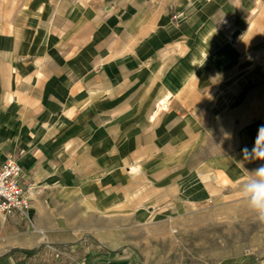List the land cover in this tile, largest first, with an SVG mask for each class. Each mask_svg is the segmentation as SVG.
Segmentation results:
<instances>
[{
	"label": "crops",
	"instance_id": "crops-1",
	"mask_svg": "<svg viewBox=\"0 0 264 264\" xmlns=\"http://www.w3.org/2000/svg\"><path fill=\"white\" fill-rule=\"evenodd\" d=\"M261 126L264 0H0V264H264Z\"/></svg>",
	"mask_w": 264,
	"mask_h": 264
},
{
	"label": "built area",
	"instance_id": "built-area-1",
	"mask_svg": "<svg viewBox=\"0 0 264 264\" xmlns=\"http://www.w3.org/2000/svg\"><path fill=\"white\" fill-rule=\"evenodd\" d=\"M21 168L13 157L6 158L0 166V215L12 211L26 215L35 188L32 185L22 186L19 183ZM77 264H87L79 261Z\"/></svg>",
	"mask_w": 264,
	"mask_h": 264
},
{
	"label": "clouds",
	"instance_id": "clouds-1",
	"mask_svg": "<svg viewBox=\"0 0 264 264\" xmlns=\"http://www.w3.org/2000/svg\"><path fill=\"white\" fill-rule=\"evenodd\" d=\"M244 160H264V126L258 129L254 147L249 150L242 149ZM251 179L243 182L240 195L248 202V207L253 211L260 222L264 223V165L255 169Z\"/></svg>",
	"mask_w": 264,
	"mask_h": 264
},
{
	"label": "rangeland",
	"instance_id": "rangeland-1",
	"mask_svg": "<svg viewBox=\"0 0 264 264\" xmlns=\"http://www.w3.org/2000/svg\"><path fill=\"white\" fill-rule=\"evenodd\" d=\"M258 222H256V218H248V227H249V230H248V236H247V238L248 239H250V228H251V226H254V225H256ZM219 230V233H218V235L220 234V230L222 229L220 226L219 227H217ZM230 230H232V228L230 229ZM235 230H236V232L238 233L239 232V227L236 225L235 226ZM227 232H228V229H226V225H224V228H223V233H221V236H223L225 239L226 238H229V236H228V234H227Z\"/></svg>",
	"mask_w": 264,
	"mask_h": 264
}]
</instances>
